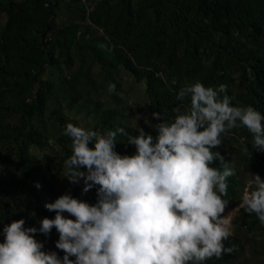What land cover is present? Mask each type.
<instances>
[{"label":"trees","instance_id":"obj_1","mask_svg":"<svg viewBox=\"0 0 264 264\" xmlns=\"http://www.w3.org/2000/svg\"><path fill=\"white\" fill-rule=\"evenodd\" d=\"M0 15V232L19 219L39 229V221L56 215L46 203L64 194L96 203L95 187L82 194V181L64 178L63 162L71 155V140L62 134L67 123L82 127L79 117L90 118L88 130L123 127L138 135L139 127L157 135L146 122H130L132 106L118 95L122 70L143 82L148 109L166 121L178 107L186 110L189 101L176 99L179 89L197 81L227 85L233 106L264 115V0H0ZM95 65L105 86L93 75ZM99 89L104 99L94 97ZM251 142L241 127L214 149L235 165L224 197L225 211L235 210L225 246L235 251L205 264H245L246 250L253 264H264V225L237 209L251 190V174L264 179V152ZM115 150L135 154L119 134ZM57 236L53 228L35 239L52 252Z\"/></svg>","mask_w":264,"mask_h":264},{"label":"clouds","instance_id":"obj_2","mask_svg":"<svg viewBox=\"0 0 264 264\" xmlns=\"http://www.w3.org/2000/svg\"><path fill=\"white\" fill-rule=\"evenodd\" d=\"M107 90L115 92L116 85ZM176 99L189 101L186 110L175 109L170 121L154 112L160 122L146 121L155 136L139 127L138 135H130L123 127L99 132L67 123L62 134L71 140V155L63 162L64 178L82 181V194L95 187L97 201L64 194L46 203L56 215L39 221V229L25 227L24 219L5 225L0 264H205L235 251L225 246L233 232L231 214L223 215L235 165L214 149L243 127L252 148L264 152V115L252 106H233L225 84H185ZM118 134L135 146V154L115 150ZM244 153L251 156L248 147ZM216 162L221 167H213ZM251 176V190L245 189L237 209L264 225V179ZM53 228L62 258L35 239Z\"/></svg>","mask_w":264,"mask_h":264},{"label":"rangeland","instance_id":"obj_3","mask_svg":"<svg viewBox=\"0 0 264 264\" xmlns=\"http://www.w3.org/2000/svg\"><path fill=\"white\" fill-rule=\"evenodd\" d=\"M60 19H63V15H60ZM4 21V16L0 15V22ZM93 75L95 76L96 80L99 82V84H103L105 86V83L101 80V77L99 74V67L95 65L92 69ZM120 78L122 80L121 90L118 92V95L129 105L132 106V113L130 115V122L133 124H140L141 122H150L153 121V114L148 109V102L147 98L145 96L144 92V84L143 82H137L135 79L127 72L120 71ZM105 91L103 89H99V94H95V98L104 99L105 98ZM110 105H113L112 103H109ZM79 123L80 125L85 128L89 129L90 127V118H80L79 117ZM235 210H226L224 212V216L230 215V218L234 214ZM237 237L242 238L240 235H237ZM57 239H59V236H57ZM56 245V244H55ZM51 246L52 252L56 251V246ZM241 261H243L245 264H253V260L250 258L247 250L245 253L241 256Z\"/></svg>","mask_w":264,"mask_h":264}]
</instances>
